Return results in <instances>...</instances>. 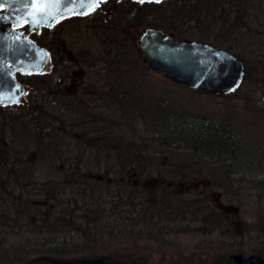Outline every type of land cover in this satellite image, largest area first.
<instances>
[{"label": "rangeland", "instance_id": "1", "mask_svg": "<svg viewBox=\"0 0 264 264\" xmlns=\"http://www.w3.org/2000/svg\"><path fill=\"white\" fill-rule=\"evenodd\" d=\"M180 1L177 2L180 7L157 14L156 20L167 28L164 32L168 35L176 39L219 45L243 59H250L251 64L253 58L259 59V53L264 52L263 27L246 28L222 22L226 20L224 14L211 9L214 2L202 5L201 2L192 4L187 0ZM232 4L239 6L240 1ZM258 4L259 0H251L254 10ZM146 9L150 10L151 7ZM106 10L104 7L95 14L65 18L40 37L48 43L51 36L65 42L67 51L72 54L74 62L77 61L73 69L99 70L97 74L104 75L101 78L102 84L107 81L106 89L110 92V97L105 98L115 103V106L118 105L116 116L110 117L114 120L112 124L103 125L102 133L108 131L110 135L107 138L111 139L101 141L98 150L80 153L81 140L62 137L51 131L48 119L51 115L43 102L47 100L46 97L40 98L38 105L30 102L25 107H0V160L2 155H11L12 166L22 165V170L32 171V175L39 177L35 179L36 184L21 181L15 188L11 184L9 188V179H4L10 173L3 168L0 198L4 196L3 193L11 197L24 196L25 193L34 195V189L39 191L42 187L39 183L47 181V177H43L49 175L45 168L47 166L56 171L60 165L78 166L85 177L72 178L71 183L64 182L70 188L65 195L83 197V203H77L74 207L83 219L78 220V223L83 227L88 217L87 223H94V226L101 224V227H97L102 233L84 239L71 237L67 242L53 241L55 252L67 250L64 255L55 254L58 258H95L124 264L138 261L143 264H187L203 260L212 262L218 259L216 255L222 257L235 250L237 242L233 239L229 242L220 237L211 243L201 244L200 241L211 239L195 235L194 230L199 229V225L196 227V224L187 221L173 222L170 226L165 224L171 234H159L156 238L150 232L153 227L147 228V224L152 222L150 215L157 213L164 205L175 208L181 205L179 202H184L183 206L191 203L188 205L191 211L197 208L202 215H211L208 206L199 201L200 190L203 188L196 187L198 182L205 181L209 202L219 200L228 208L225 211L231 213V221L235 222H227L223 216L220 227H229V234L233 238L243 235L244 251L254 250L264 254L263 64L254 62L256 71H251L247 82L229 96H213L181 87L160 77L142 63L138 52V36L142 28L139 31L134 25L129 27L128 40L122 44L123 47L115 38L121 28L117 16L127 17L134 12L135 7L121 3L116 5L112 15L107 14ZM258 22L261 26L262 22ZM252 25H256L255 22ZM22 29L26 30L25 27ZM122 49L124 55H117ZM250 52L253 55L247 54ZM90 74L95 75V81L100 79L97 74ZM48 76L46 74L32 80L34 96L35 92L47 95ZM97 84L94 88L101 91L103 88ZM160 106H163V111L157 108ZM168 119L177 123L197 120L196 128L208 135L211 146L200 147L197 143L195 146L184 141V145L190 144L195 150L180 148L182 142L173 140L168 133ZM73 131L76 134L82 133L80 128ZM215 131L220 133L225 143L230 139L236 147L237 152L227 150L231 161L224 162L226 155H219L212 148L215 143L210 137ZM118 162L125 166L133 162L135 170L139 171L135 172V176L117 180L115 166ZM206 167L209 168L206 170ZM94 174L103 175V181L86 176ZM104 174L109 176V182ZM161 179L172 180L176 188L162 190L159 185ZM133 180L144 181L146 185L143 188L141 186L144 183H141L130 189ZM55 185L58 184L48 187L55 188ZM129 193L131 199L127 200ZM141 196H145L143 200ZM162 198H166L164 202ZM233 211L237 214L232 215ZM213 221L214 225L219 226L216 218ZM156 222L159 224V221ZM201 224L206 226L205 223ZM49 226L46 224L36 228L48 229ZM201 229L204 230V227ZM5 253L6 258L11 255L10 252Z\"/></svg>", "mask_w": 264, "mask_h": 264}, {"label": "flooded vegetation", "instance_id": "2", "mask_svg": "<svg viewBox=\"0 0 264 264\" xmlns=\"http://www.w3.org/2000/svg\"><path fill=\"white\" fill-rule=\"evenodd\" d=\"M195 1L196 3L201 2L202 5H211V3L214 2L215 4L211 5V9H213L212 11L218 10L219 13L221 12V14H224V18L226 20H223L222 22L226 24L229 23L231 25L239 27L244 26L246 28L264 27V0H259L258 6H255L257 8L256 10H254V7L251 5V0H239V6L232 4V2H237L238 0ZM259 20L262 22L261 26L259 25ZM60 21L58 23H60ZM254 22L256 25H252V23ZM58 23L50 28L43 27L38 32L32 31L29 33V37L32 39V41L34 40V42H36L39 46L45 48L47 52H49L50 69L48 72L43 74L34 73L31 75H27L14 73L17 81L28 86L30 90L24 95L26 101L25 103L11 105H13L14 107H25L30 102L34 105H38L39 99H43L46 97L47 100L43 102L44 105H47V108L49 109L51 115V117H48L51 125V131L55 134L59 133L58 135L62 137H67L79 141L81 140L82 146L80 153L86 150H98L99 143L110 135L108 131L104 132L105 134L102 133L104 130L103 125L105 123H107L108 125V123L110 122L112 124L114 120H112L110 117L116 116L115 114L118 110V105L115 106V103H111V101L106 100L105 97H110V92L107 91L108 89H106L108 82L106 81V83L102 84L103 79L101 78L104 75L101 73L97 74L99 70L82 71L81 69H73V66L77 63V61L74 62L72 54L67 51L68 49L65 45V42L59 40L58 38H53V36H51L49 43L47 41H43L44 39H41L40 36L43 35L46 30L53 29ZM22 27H25L26 30L21 28V31L23 33H26V31L28 30V26L24 25ZM217 47L229 51L219 45ZM246 49L248 50V46L246 47ZM90 73L97 74V78L99 79L100 77V79L98 81H95V75ZM46 74H49L46 82L48 83V91L46 93L47 95L35 92L34 96V90L31 86L32 84H34L32 80ZM96 82L98 83L97 85L99 86V88H103L101 89V91L94 88ZM111 87L112 89H115L114 86ZM31 95H33V97H31ZM103 96L105 99H103ZM96 98L97 100L95 101L94 99ZM157 108L160 111L164 110L163 106ZM194 121L197 122V120ZM78 128L82 129V133H80L81 135L76 134L73 131L74 129ZM100 149L102 148L100 147ZM45 168H47V172H49L48 176H43L47 177V181L42 184L39 183L42 187L39 188V191L37 190V192H35V194H41L44 196H17L13 199L14 210H16V212L13 213L14 215L10 214L15 218L10 220H16L17 222L19 221V225L17 226L18 229H15L17 234L25 236H36L39 235V233L48 232L51 235L52 240L59 243L63 241L67 242L71 237H80L84 239L86 237L98 236V234L102 233V231L98 227H94V229H90L89 231L87 228H83L78 223L80 222L78 220L83 219H81V214L77 213V208L74 207L75 205H77V203H83V197L76 198L65 195V193H67L70 188L66 186L64 182L71 183L72 178H78L79 176H82V178L83 176L85 177V175H83V173L81 172V169L78 166L73 167L70 165H60L58 166L57 171L53 167L47 166ZM28 173H30L28 175V179L30 180V182L36 184L37 182L35 181V179L39 177L32 175V171H28ZM86 176H89L92 179L96 180L103 181L104 179L103 175L101 174ZM97 176H99V178ZM132 176L135 175L132 174ZM106 181L109 182L110 178H106ZM73 182H76V179H73ZM56 183L58 185H55V188L51 187L50 189L48 187L51 184ZM132 183L136 184L138 182L133 180ZM144 184L146 185V183ZM206 186L207 182L205 181H200L196 184V187L203 188V190H200V193H205L204 190L207 189ZM3 201L5 202V205H7L6 199H4ZM213 201H215V205L217 207L225 212L226 219L230 223H235L231 221V213L229 214L227 211H225V207L223 206V204L219 200L214 199ZM233 214H237V212L233 211L232 215ZM3 216H5L4 213L1 215V217ZM87 219L85 220V222L88 221ZM28 221L35 223L36 226L41 225L43 222L56 223V225L48 230L36 229V231H34L35 229L31 230L23 228V226L26 225ZM241 236L243 237L242 239L234 237L233 240L237 243L245 242V237L243 235ZM234 246L236 248L235 250L222 255L223 260L214 259L212 262L203 260L200 261V264H243L237 261H230L231 255H239L241 256V259L251 257V264H258L260 260H264V254L261 252L254 250L244 251L243 244H237ZM206 257H209V255ZM216 257L218 258L217 255Z\"/></svg>", "mask_w": 264, "mask_h": 264}, {"label": "water", "instance_id": "3", "mask_svg": "<svg viewBox=\"0 0 264 264\" xmlns=\"http://www.w3.org/2000/svg\"><path fill=\"white\" fill-rule=\"evenodd\" d=\"M104 1L0 0V106L26 102L24 95L30 88L18 82L14 73L43 74L50 69L49 52L32 41L29 33L50 28L65 18L91 14ZM24 25L28 26L26 33L21 31ZM138 37L142 63L176 84L213 96L235 93L242 84L244 63L212 43L176 39L152 27L143 28ZM230 261L251 264L252 258L231 255ZM258 264H264V260Z\"/></svg>", "mask_w": 264, "mask_h": 264}, {"label": "trees", "instance_id": "4", "mask_svg": "<svg viewBox=\"0 0 264 264\" xmlns=\"http://www.w3.org/2000/svg\"><path fill=\"white\" fill-rule=\"evenodd\" d=\"M180 0H163L159 3H154V2H143V3H139V2H134L132 0H120V1H114V0H106L104 2H101L99 4V6H97L98 8L92 13L95 14L96 11L103 9L104 7L107 8L106 13L107 14H113V10L115 9L116 5H120L121 3H127L129 5L134 6L135 10L134 12H132L131 14H128L127 17L125 16H117V22L119 25H121L120 27V31H118V33L115 34V38L117 39V41L119 43H121V47H123V43L125 41L128 40V33L129 32V27H131L132 25L135 26L136 30H139L140 28H145V27H152V28H159L161 30H167V28L164 25L159 24V21L156 20L157 18V14H159L160 12L162 14L165 13V11H168V9L171 8V10H173V8H177L180 7L179 4L177 3ZM183 1V0H181ZM180 1V2H181ZM188 3H196L195 0H187ZM173 3L172 5H169L168 3ZM148 7H151V9H146ZM151 12V14H149ZM264 28V27H263ZM140 31V30H139ZM120 48V47H119ZM121 49V48H120ZM123 50L119 51V53L117 55H121L123 56ZM249 55H253V52L247 53ZM236 58H238L239 60H241L244 63L245 66V72H244V78L241 84V87L247 82L246 80L248 79L249 75L251 74V71H256L257 67H254V62L255 63H262L264 66V52L263 53H259V59L258 58H253L252 59V63L250 62V59L246 60L243 59V57H241L240 55H236L234 54ZM263 55V56H260ZM121 60V58H120ZM258 60V61H257ZM240 87V88H241ZM238 91V90H237ZM236 91V92H237ZM232 94H228L225 96H229ZM42 119V118H41ZM165 121H167V118H165ZM171 120L168 119V133L172 136L173 140L175 141H180L181 146L180 148H185V150H195V148L193 146H191L190 144L188 145H184V141H189V143H193V145L196 146V143L200 145V147H202L203 145L206 146H211V140L208 137V135H205L204 132L202 131H198L197 130V125L196 122L193 119L190 120H186L185 122H170ZM214 133V132H213ZM170 136V137H171ZM212 138L215 144L212 145V148L215 149L216 152H219V155H221V151L223 150H228L230 149L231 151L237 152L236 147H234V145H232V143L229 142L225 143V141L223 140L222 136L220 135L219 132L215 131V133L213 134ZM107 141V140H105ZM178 144V143H177ZM206 144V145H205ZM179 145V144H178ZM231 145V146H230ZM213 149V150H214ZM195 151H193L192 153H194ZM3 158L0 160V177L1 174H3V168L5 169V172L7 171V173H10L9 176H5L6 181H8L9 179V188L11 187H16L20 184V182L22 181H26V182H30V180L28 179V175L30 173H28L27 171L22 170L23 166L22 165H11V158L9 155H2ZM9 159V160H8ZM225 161H231V158L229 157V155H226L224 157V162ZM222 162V163H224ZM209 167H206V170ZM115 171H117L118 173L115 175L117 176V180L122 181V178L125 177H130L132 176V174L136 175V171L139 170H135L134 168V164L133 162H130V164L128 166H125V164H123L122 162L117 164V166H115ZM222 170V168H221ZM212 171V170H211ZM6 173V174H7ZM25 173V174H24ZM105 175V174H104ZM106 178H109L108 175ZM9 177V178H8ZM104 177V176H103ZM139 181V180H137ZM159 181V180H158ZM172 180H168V179H161L159 181V185L160 188L162 190L164 189H168L170 188L171 190H174L176 187L173 185L174 183L171 182ZM144 181L138 182L135 185L132 183L130 185V189L131 188H135V186L142 185L141 183H143ZM127 181L125 179L124 184H126ZM11 184V187H10ZM60 185V184H59ZM145 184H143V186L141 187H145ZM34 188V187H33ZM32 189V188H31ZM36 190V191H35ZM34 192H37V189H34ZM130 192V190H129ZM205 193H201L199 194L200 196V202L202 204H204L205 206L207 205L209 210V214L211 215H202L201 212L198 211L197 208L193 209L191 211V208H188L191 203L184 205V202H179L181 203L180 206L175 207V208H171V207H165L162 206V209L159 210L157 213L155 212L154 214H149L151 216L152 222L148 223L147 228L148 227H153L152 230H150V232L154 233L153 238L159 237V234H171L170 230L168 231V226H170V223H177V222H191L194 223V225L196 224L199 225L198 227H200L199 229L196 228L194 230V234L197 235L198 237L201 236H205L206 239H211L210 241L208 240H203L200 241L199 243L201 244H205V243H211L212 241H216L218 240L220 237L224 238L226 241L232 242L233 237L230 236L231 234H229L230 228L222 225L223 227H220V223L223 220V216H225L224 211H222L219 207H217L215 205V202L213 201L212 203H210V199L208 196V187L206 190H204ZM4 196L0 198V264H81V263H86V264H124L123 262H116V261H112V262H108V261H103L100 259H95V258H86L85 260H81L80 259H73V258H58L57 255L55 254H61L64 255L63 253H66L67 250H61L60 252H55L54 248L56 246H53V240L51 238V235L48 234V232H43V233H39V235L36 236H25V235H18L15 229H18V225H19V221L17 222L16 220H10V219H15L13 216H11L10 214L14 215L13 213L16 212V210H14V198L17 196H8L6 193H3ZM7 195V196H6ZM39 194H24V196L22 197H35ZM20 196V195H18ZM40 196H44L41 195ZM162 196H164V193L162 194ZM126 197H128L127 200L131 199V193H129ZM142 197L144 198L145 196H141L140 198L142 199ZM147 197H149L147 195ZM169 198V197H166ZM166 198H162V202L165 201ZM4 199H6L7 201V205H5V202L3 201ZM143 200V199H142ZM146 202V201H145ZM193 204V203H192ZM189 205V206H188ZM138 206V205H137ZM6 207V208H4ZM6 210H4V209ZM5 214V216L1 217L2 214ZM98 214V213H97ZM99 215V214H98ZM120 217H123V215H120ZM214 217L216 218V221L219 222V226L218 225H214ZM7 220H6V219ZM145 219V218H144ZM210 219V220H209ZM207 220V223H206ZM226 217H225V221H226ZM133 221H135V219H133ZM146 220H144L145 222ZM159 221V224L156 222ZM88 222V221H87ZM87 222H84L83 224V228H87L89 231L90 229H94V227L100 226L99 225H92L89 224ZM143 222V220H142ZM227 222H229L227 220ZM128 223V222H127ZM201 223H205L206 226H201ZM223 223V222H222ZM51 224V225H56V223H50V222H43L41 225H35V223L28 221L26 225L23 226V228L26 229H35L34 231H36V229H40V230H48L50 228H52V226H49L50 228L46 229L45 227H41V228H36L39 226H43ZM129 224V223H128ZM162 225L161 227H163L165 224L168 226H164V228H166V231H163V229H161V227L159 225ZM228 224V223H227ZM230 224V223H229ZM155 225V226H154ZM231 225V224H230ZM218 226V227H217ZM201 227H204V230L201 229ZM208 227V228H205ZM20 228V227H19ZM100 229V228H99ZM15 230V231H13ZM38 233V232H37ZM240 239H242L243 237L240 235L239 237ZM79 239H82L79 237ZM237 244H243V242H238ZM5 252H10L11 255H9V257L6 258V253ZM224 255V254H223ZM216 260H223L222 257H218V259ZM208 261V260H206ZM201 262H193L191 261L190 263L187 264H200ZM127 264H143L141 263V261H138L136 263L132 262V263H127Z\"/></svg>", "mask_w": 264, "mask_h": 264}, {"label": "bare ground", "instance_id": "5", "mask_svg": "<svg viewBox=\"0 0 264 264\" xmlns=\"http://www.w3.org/2000/svg\"><path fill=\"white\" fill-rule=\"evenodd\" d=\"M221 154H223L224 156L227 155V150L221 151ZM244 182H246V181H244Z\"/></svg>", "mask_w": 264, "mask_h": 264}, {"label": "snow or ice", "instance_id": "6", "mask_svg": "<svg viewBox=\"0 0 264 264\" xmlns=\"http://www.w3.org/2000/svg\"><path fill=\"white\" fill-rule=\"evenodd\" d=\"M140 2H144V0H140ZM156 2H160V0H156Z\"/></svg>", "mask_w": 264, "mask_h": 264}]
</instances>
